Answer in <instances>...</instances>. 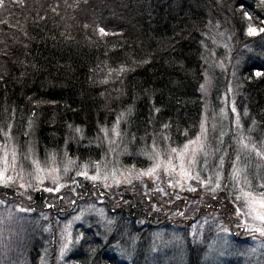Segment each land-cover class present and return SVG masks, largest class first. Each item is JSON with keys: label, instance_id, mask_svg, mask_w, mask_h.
<instances>
[{"label": "trees", "instance_id": "16d2710c", "mask_svg": "<svg viewBox=\"0 0 264 264\" xmlns=\"http://www.w3.org/2000/svg\"><path fill=\"white\" fill-rule=\"evenodd\" d=\"M260 29L264 0H0V147L9 124L21 141L29 125L38 149L95 160L102 130L118 123L125 166L148 146L183 147L201 131L206 77L217 83L212 93L221 88L210 67L222 58L219 38L239 62L238 104L264 131ZM132 193L116 191V210L107 208L117 242L147 240L161 224ZM98 245L68 264H119ZM184 247L188 264H201L204 246Z\"/></svg>", "mask_w": 264, "mask_h": 264}, {"label": "rangeland", "instance_id": "374dc122", "mask_svg": "<svg viewBox=\"0 0 264 264\" xmlns=\"http://www.w3.org/2000/svg\"><path fill=\"white\" fill-rule=\"evenodd\" d=\"M217 40L222 58L210 67L220 72L221 88L212 93L217 83L206 77L201 131L195 143L186 144L187 151L185 145L148 146L142 161L128 167L122 161L120 123L102 130L95 142L102 156L90 161L72 158L66 150L38 149L29 125L22 141L12 124L2 130L0 264H68L71 255H82L84 245L99 251V243L119 264H188V241L204 246L201 264H264V221L257 218L264 216L259 196L264 131L240 108L239 62L231 60L228 43ZM153 168L151 175L143 174ZM122 190L146 201L147 217H161L147 240L146 234L122 242L112 238L107 208L116 210L114 193ZM246 193L256 202H246ZM220 198L229 201L226 209L213 205Z\"/></svg>", "mask_w": 264, "mask_h": 264}, {"label": "snow or ice", "instance_id": "6c2138e0", "mask_svg": "<svg viewBox=\"0 0 264 264\" xmlns=\"http://www.w3.org/2000/svg\"><path fill=\"white\" fill-rule=\"evenodd\" d=\"M260 31L264 32V29H260ZM100 32H101L102 35H106L107 34V33L104 32L103 29H100ZM249 34L250 35L255 34V29L250 28L249 29ZM121 71H123V69H121ZM77 131H79V129H77ZM191 143H195V142H191ZM245 147H247V145H245ZM188 148H189V145H185L184 151H187ZM253 150H255V146H253ZM175 151L176 150L173 149V152H175ZM183 155H184L183 152L179 153V156L181 157V159L183 158ZM257 155H261V153L260 152H257ZM262 158H264V156H262ZM169 164H171V161H169ZM157 167H159V165H157ZM180 168H181V171L183 172V164L180 165ZM154 171H155V168L150 169L149 172L143 173V174H145V175H151L152 172H154ZM173 171H175V168H173ZM184 174L185 175H188L186 172H184ZM261 187L264 188V185H261ZM259 196L262 198L261 201H260L261 207H264V193H259ZM248 197H251V200L250 201L248 200ZM245 199H246V202H252V203H255L256 202L255 196L252 195L251 193H246L245 194ZM257 218L258 219H261L262 221H264V216H258ZM262 234H264V233H262Z\"/></svg>", "mask_w": 264, "mask_h": 264}]
</instances>
